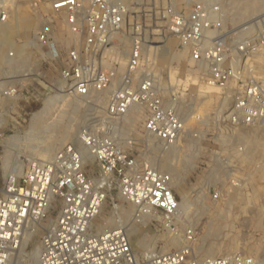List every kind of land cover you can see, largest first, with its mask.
I'll use <instances>...</instances> for the list:
<instances>
[{"label":"built area","instance_id":"built-area-1","mask_svg":"<svg viewBox=\"0 0 264 264\" xmlns=\"http://www.w3.org/2000/svg\"><path fill=\"white\" fill-rule=\"evenodd\" d=\"M38 6L63 14L77 37L60 69L66 92L77 97L107 95V103L98 125H87L78 133L95 174L69 142L50 160L29 162L21 175H8L2 182L0 264H13L25 235L41 227L38 264H258L240 251L199 256V235L193 227L184 230L180 247L136 256L123 228L95 229L94 220L116 192L134 208L137 220L158 217L165 230L176 234L179 200L171 176L141 164L112 138L134 106L145 111L146 135L165 146L178 143L185 134V122L176 109L163 103L153 77L141 71L143 49L174 38L190 61L205 69V83L219 89L217 122L232 129L252 127L264 120V12L231 25L223 21L217 0H31L34 11ZM5 18L2 8L0 20ZM52 34L46 25L36 41L52 47ZM117 36L130 41L122 67L112 52ZM221 196V191L213 194L214 199ZM54 204L55 217L43 227Z\"/></svg>","mask_w":264,"mask_h":264},{"label":"rangeland","instance_id":"rangeland-1","mask_svg":"<svg viewBox=\"0 0 264 264\" xmlns=\"http://www.w3.org/2000/svg\"><path fill=\"white\" fill-rule=\"evenodd\" d=\"M230 6V0H222L221 7L224 11L229 10ZM2 8L5 9L6 18L0 22L6 25L9 32L6 56L11 53L13 56L9 57L14 58L16 51H20L23 52L24 57L20 60L19 74L17 73L18 77L15 78V80L21 78L23 80L16 82L13 87L7 85V88L11 89L9 95L12 97L5 99L4 96H0L3 104L0 112L4 113V122L0 125V186L9 174L2 163L4 156L2 143L8 138L12 136L20 138L19 146L12 147L11 154H14L12 155L14 162L17 161L22 165L19 174L21 175L30 161L31 147L48 142L47 137L58 130V117L64 110H67L66 118L73 116L72 108L75 100H79L81 105L75 113L73 124L76 123L77 127L73 128L74 133H78L87 125H98L97 120L103 116L107 103V95L85 98L66 92L65 83L60 77V69L66 50L77 37L65 24L63 14L56 15L47 6H38V10L34 11L31 8V0H0V10ZM262 11L264 10L260 12ZM255 15L257 13L236 23L227 19L224 22L239 25ZM46 25L52 27V47L42 46L36 41L37 33ZM124 39L117 36L116 46L112 50L113 58L121 67L127 61L130 45L129 39L126 38L128 42L124 47L122 42ZM0 42H4V37H0ZM159 45L155 49L149 46L143 49L141 71L153 77L166 106L176 109L172 106L174 100H182L179 114L182 115L181 117L188 114L184 119L185 134L178 143L174 144L177 147L175 168L179 173V183L173 187V191L179 201H188L192 206L188 209L190 217L188 223L175 221L176 234L165 230L158 217L148 219L145 225L139 226L135 236H128L132 249L136 256L167 252L180 247L183 243L184 230L193 227L199 235L197 245L199 256L209 257V250L215 245L222 246L223 249L229 247L228 251H221L215 256L240 251L264 264V128L262 126L264 120L252 127L238 129L218 123L217 115L222 106L221 104L217 106L222 101L219 98L220 91L218 90L216 98L199 95L198 92L199 87L206 84L202 76L205 69L203 70L202 67L200 72L189 75L186 71L189 64L195 68L199 66L190 61L187 52L181 61L174 58L181 48L174 38L171 37L163 45ZM26 51L34 52L36 59L28 76H26ZM95 98L100 101L93 103L92 99ZM50 99L52 103L49 107L46 103ZM67 104L69 107L66 108ZM145 116V111L140 107V116L134 127L126 128V122L124 119L121 120L117 126V134H126L127 145H123L122 141L118 146L124 152L135 156L141 164L150 166L146 158L152 156V151L146 145V140L150 137L143 131ZM34 117L39 118L40 122L33 128ZM62 123L67 125L65 119ZM33 134H38V137L42 138L39 141H32ZM193 134L196 136L194 137ZM221 139L226 142L223 146L220 145ZM72 141L74 140L71 137L55 142L52 155ZM159 144L166 150L167 146L163 143ZM192 144L194 147H191ZM192 152H195L196 158L190 168L183 171L184 159H187ZM14 170L12 169L11 172H15ZM89 172L95 174L91 160ZM234 182L238 185L235 186ZM217 191H221L222 196L214 199L213 194ZM235 196L236 201H234ZM113 204L118 209L129 208V205L123 203L116 192H113L106 200L100 214L105 218L112 215L117 219L119 210H115ZM57 206V204L53 205L48 222L43 223V227L52 223ZM100 214L94 222L95 229L106 228ZM42 231L41 227L29 233L32 234L31 240L25 244L22 256L19 251L15 253L13 264L38 263V258L32 260L31 254L35 256L39 254ZM174 236L178 237V243L176 246H171L169 241ZM252 245H258L256 253H253L254 251L249 253L248 249Z\"/></svg>","mask_w":264,"mask_h":264},{"label":"bare ground","instance_id":"bare-ground-1","mask_svg":"<svg viewBox=\"0 0 264 264\" xmlns=\"http://www.w3.org/2000/svg\"><path fill=\"white\" fill-rule=\"evenodd\" d=\"M217 1L221 5L222 0H217ZM230 3H231V6L229 10L224 11L222 9L223 21L227 19V20H231L232 22L236 23V22L244 20L247 16L252 15L254 13H257L258 15L264 12V11L260 12L261 10H264V0H230ZM0 37H4V42H0V96H4L5 99H9L10 97H12L11 95H9L11 89H8L7 85H11V87H13V85L16 84V82H19L22 79L21 78L20 80L18 79L15 80V78L18 77L16 76V74L19 72L18 68L20 66V60L24 57V55H23V52L16 51L14 58H10L9 56H6L5 52L8 47L9 32H8V28L6 27V25H4L2 22H0ZM122 42L124 43V47H125L128 41L125 38L124 40H122ZM186 52L187 50L185 48H180V50L176 53L174 58L176 60L181 61L185 57ZM35 63H36L35 53L32 51L30 52L26 51V72H27L26 76L31 74L32 67L34 66ZM200 68H202V66H199V68L198 67L195 68L194 66L189 64L186 71L189 73V75H193V73H197L199 70H201ZM218 90L219 89L215 86H210L208 84H205V86L203 85L199 87L198 92H199V95H208L213 98H216L218 94ZM51 100L52 99L48 100V102L46 103V104H49V107L51 106V103H52ZM99 101L100 100L97 98L92 99L93 103H98ZM181 101L179 99H176L174 100V103L172 104V106H175L177 113L180 117L182 116L181 114H179L181 112V109H180ZM220 104L221 103H219L217 106H220ZM73 105H74L72 108L73 116L66 118L67 110H64L62 114L59 115L58 117L59 124L57 128L58 130L54 131L49 137H47L48 142H45V143L43 142L37 147L36 145L31 147L30 149L31 156H30V161L28 162L50 160L53 157L52 152L54 149L55 142H58V141L60 142L64 139L72 137V139L74 140L72 141V143L80 151L82 158H83V162L87 166L90 165L91 157L89 153L87 152V150L78 141L79 132L78 133L72 132L74 131L73 128L75 126L77 127L76 123L73 124V122L75 121V113L80 107L81 102L79 100H75L73 102ZM2 106H3L2 100H0V107ZM67 107H69V104L66 105V108ZM129 111H130L128 112L129 114H127L123 118L124 122H126L125 124L126 128L134 127V125L137 123L138 118L140 116V107L134 106ZM187 115L185 117L184 116L181 117L183 122H186L184 121V119H186ZM64 119L67 121V125H63L62 121ZM3 122H4V113L0 112V125ZM39 122H40L39 118L34 117V121H32V127L34 128L38 126ZM262 126L264 128V121H263ZM117 129L118 128L116 127L114 130V133L112 134L113 140L115 141L117 145H119L120 142L123 141L122 142L123 145L126 146L127 145V138L125 136L126 134L125 135L124 133L117 134ZM149 137L150 138L146 140V145L148 149L152 151V154H151L152 156L149 158H146V160H148L152 168H156L157 170L161 172H166L171 176L172 178L171 188L173 189V187H175L179 183V180H178L179 173H178V170L175 168V154L177 152V147L175 145H171V146H167L166 150H164L165 148L163 149V146L159 144L160 142L156 141V139L152 136H149ZM41 138L38 137V134H33L31 137V140L39 141ZM116 139L118 140V142ZM19 143H20V138L18 136H12L2 143L4 147V156H3L2 163H3V166L6 172L9 173L8 175H17V174L19 175L21 172L22 165L17 161L14 162V159H13L14 157L12 156L14 154H11L12 147L13 148L18 147ZM225 143H226L225 140H222V139L220 140V145L223 146ZM191 147H194V144H192ZM195 158H196L195 152H192L188 156L187 159L185 158L186 160L184 159L182 170L186 171L188 168H190ZM218 164L222 165L221 162H218ZM12 169H15L14 170L15 172H11ZM236 196H235L234 201L237 200ZM177 205H178V214L176 218L174 219V224H175V221L176 223H186V222L188 223L190 219L189 214H188V209L190 208V206H192V204H190L188 201H178ZM151 217H154V216H151V215L142 216V217H139V219L137 220L136 217H134V208L132 206H129L128 210H124L122 209V207H120L117 219L114 218L112 215L109 218H105L103 215L100 214V218L103 220V223H105L106 225L105 229H112V228H118V227L123 226L122 228L124 229L125 234L127 235V238L129 235L135 236L138 233V229L140 228L139 226L145 225L146 221L150 219ZM96 219L94 220V222L96 221ZM168 232H171V231L168 230ZM29 233L25 235L24 241L21 244L20 250L18 252L20 256H22V252H23V248L25 247V244L29 240H31L32 234H29ZM177 239L178 237L174 236L172 239H170L169 244L171 246H176L178 243ZM257 246H254V245L250 246V248L248 249L250 251L249 253H252L253 251H254L253 253H256L258 251ZM228 248L229 247H226L225 249H223L222 246L213 245L209 250L208 256L209 258L218 257L215 255L219 254L221 251L223 252L228 251L229 250ZM159 253H165V252L160 251ZM31 255L33 257L32 260L38 258V255L36 256L34 254H31ZM258 264H260L259 261H258Z\"/></svg>","mask_w":264,"mask_h":264}]
</instances>
